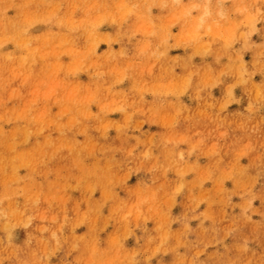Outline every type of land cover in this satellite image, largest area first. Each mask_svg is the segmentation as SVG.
Listing matches in <instances>:
<instances>
[{
  "label": "rangeland",
  "instance_id": "374dc122",
  "mask_svg": "<svg viewBox=\"0 0 264 264\" xmlns=\"http://www.w3.org/2000/svg\"><path fill=\"white\" fill-rule=\"evenodd\" d=\"M0 264H264V0H0Z\"/></svg>",
  "mask_w": 264,
  "mask_h": 264
}]
</instances>
